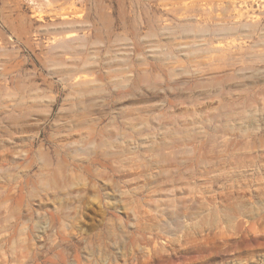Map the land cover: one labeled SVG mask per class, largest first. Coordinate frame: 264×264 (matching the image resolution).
I'll use <instances>...</instances> for the list:
<instances>
[{
	"label": "rangeland",
	"instance_id": "374dc122",
	"mask_svg": "<svg viewBox=\"0 0 264 264\" xmlns=\"http://www.w3.org/2000/svg\"><path fill=\"white\" fill-rule=\"evenodd\" d=\"M0 264H264V0H0Z\"/></svg>",
	"mask_w": 264,
	"mask_h": 264
}]
</instances>
